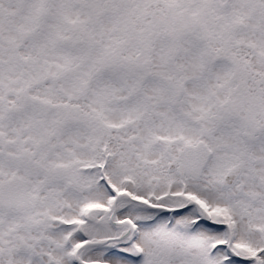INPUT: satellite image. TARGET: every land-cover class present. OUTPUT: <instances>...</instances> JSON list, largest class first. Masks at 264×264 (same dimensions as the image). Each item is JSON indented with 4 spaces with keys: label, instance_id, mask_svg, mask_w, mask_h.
<instances>
[{
    "label": "snow or ice",
    "instance_id": "snow-or-ice-1",
    "mask_svg": "<svg viewBox=\"0 0 264 264\" xmlns=\"http://www.w3.org/2000/svg\"><path fill=\"white\" fill-rule=\"evenodd\" d=\"M0 264H264V0H0Z\"/></svg>",
    "mask_w": 264,
    "mask_h": 264
}]
</instances>
